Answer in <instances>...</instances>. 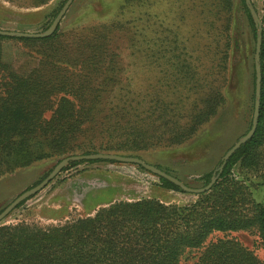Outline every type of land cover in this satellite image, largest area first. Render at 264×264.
Here are the masks:
<instances>
[{"label": "trees", "instance_id": "1", "mask_svg": "<svg viewBox=\"0 0 264 264\" xmlns=\"http://www.w3.org/2000/svg\"><path fill=\"white\" fill-rule=\"evenodd\" d=\"M30 1L37 7L51 0ZM133 1L118 0L120 15L131 11L124 8ZM212 3L214 14L206 20L211 36L206 56L190 50L187 38L179 33L130 27L126 18L65 29L59 25L53 34L41 38L0 35V178L43 160L92 153L143 158L148 150L190 140L225 103V82L237 69L231 61L233 4L231 0ZM241 3L252 40L250 54L244 56L249 101L254 112L259 99V118L254 135L226 161L222 171L221 159L215 171L197 179L199 185L185 182L203 187L217 175L212 189L184 205L156 197L112 200L93 215L62 225H1L0 264H264L254 251L229 237L254 232L264 251V0L259 98L255 62L259 26L245 0ZM110 6L98 4L94 12L104 16ZM138 18L143 22V14ZM151 22L156 25L148 16L145 24ZM10 40L32 50L34 61L28 68L19 70L4 60V46ZM167 42L175 47L166 46ZM126 52L134 60H150L148 65L156 71L163 68L159 60L168 57L170 67L165 74L175 75L168 83L170 88L172 84L181 88L177 97L161 94V79L128 76L131 62L125 61ZM204 58L206 74L198 71ZM96 162L119 163L72 161L64 170ZM237 168L260 171L261 181L248 180L235 172ZM159 185L184 193L162 177ZM257 185L263 187L260 198ZM217 233L225 237L212 240ZM194 252L188 259L192 261L183 260Z\"/></svg>", "mask_w": 264, "mask_h": 264}, {"label": "rangeland", "instance_id": "2", "mask_svg": "<svg viewBox=\"0 0 264 264\" xmlns=\"http://www.w3.org/2000/svg\"><path fill=\"white\" fill-rule=\"evenodd\" d=\"M13 1L14 3L9 0H0V29L43 33L50 27L67 0H51L37 7L33 6L30 0ZM25 2V6H17ZM231 2L233 4L231 28L234 48L231 61L236 64L237 69L235 76H229L225 82V103L219 108L217 114L201 126L200 130L187 142L171 147L161 146L143 154L147 163L161 166L174 176L194 186L200 184L196 181L201 175L218 168V162L228 149L240 140L252 126L254 112H252L249 101L250 78L249 74L247 75V63L244 58L245 53L250 54L252 40L246 32L241 0H231ZM107 3L111 5L110 12L98 17L94 12L96 5ZM252 3L261 16L263 0H252ZM120 5L118 0H74L60 21V28L110 23L116 20L124 21L126 18L132 24L130 27L138 25L147 27L148 31L157 28L167 33H179L187 38L186 43L190 50H196V53L203 56L208 54L211 36L208 31L209 23L207 24L206 20L211 18L214 10L212 0H134L130 7L125 6L124 11H131H127L124 15H120L122 10ZM140 14H143V22H139ZM146 14L156 25L152 22L150 25L145 24L148 19ZM20 44L16 40L7 41L3 58L12 63L16 69L22 70L23 66L28 68L34 59L30 56L32 50ZM164 44L170 46L171 49L175 47V44L170 45L168 42ZM165 54L169 56L168 52ZM125 55L127 57L125 61L131 62L128 67V76L143 80L161 79L164 82L161 94L177 97L181 88L173 84L170 88L168 83L169 79H175V75L165 74V70L170 67L167 62L168 57L159 60L163 68L159 66L156 71L148 65L150 60H134V57H129L128 52ZM201 61H203V66L198 71L206 74L205 58ZM60 160H43L31 167L19 169L0 178V211L4 210L21 193L45 179ZM235 172H240L255 183L261 181L260 171H241L237 168ZM254 186L256 187L255 184ZM256 189L257 197L263 196V187L257 185ZM145 196L180 205L197 200L195 194L161 187L158 176L135 164L81 163L59 173L43 190L14 209L0 223V226L19 223L40 227L62 225L77 218L93 215L98 208L108 205L112 200L132 201ZM222 237L225 235L217 233L211 239L217 240ZM229 237L241 242L264 261V251L256 233L241 231L232 233ZM191 254H188L191 256H185L183 260L190 259L196 253Z\"/></svg>", "mask_w": 264, "mask_h": 264}, {"label": "water", "instance_id": "3", "mask_svg": "<svg viewBox=\"0 0 264 264\" xmlns=\"http://www.w3.org/2000/svg\"><path fill=\"white\" fill-rule=\"evenodd\" d=\"M74 0H67L64 4L61 11L58 13L57 17L54 19L50 27L43 33H30V32H19V31H7L0 29V35L5 36H18V37H32V38H41L46 37L55 32L57 27L60 24L61 19L69 9L70 5L72 4ZM245 3L250 10V13L256 22L257 26H259V35L257 38V44H256V53H255V62H256V96L259 98L260 96V89H261V74H260V67H259V58H260V50H261V42H262V22L261 18L254 7L252 0H245ZM259 107L260 102L259 99L255 102V109L253 114V121L252 126L250 130L240 139L238 140L224 155L222 158L223 164L220 166L219 171H222L224 164L226 161L241 147L242 144H244L247 140H249L255 133V130L257 128L258 124V118H259ZM82 160H111V161H117L119 163H129V164H135L138 165L148 172L158 176L167 179L168 181L174 183L178 187H180L185 193L190 194H201L208 192L212 189L214 184L216 183L218 176L214 175L211 179V181L203 186V187H190L187 185L184 181L180 180L179 178L163 171L162 169L156 167L155 165H152L150 163H147L144 159L141 157L136 156H126L121 154H115V153H92V154H78V155H70L62 158L56 166L53 168L51 173L43 179L39 184L35 185L34 187L24 191L21 193L18 197H16L3 211L0 212V223L14 210L16 209L22 202L28 200L29 198L35 196L38 194L41 190H43L56 176H58L59 173H61L65 167L69 165L72 161H82Z\"/></svg>", "mask_w": 264, "mask_h": 264}, {"label": "crops", "instance_id": "4", "mask_svg": "<svg viewBox=\"0 0 264 264\" xmlns=\"http://www.w3.org/2000/svg\"><path fill=\"white\" fill-rule=\"evenodd\" d=\"M145 197H150V196H145Z\"/></svg>", "mask_w": 264, "mask_h": 264}]
</instances>
